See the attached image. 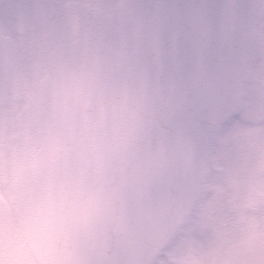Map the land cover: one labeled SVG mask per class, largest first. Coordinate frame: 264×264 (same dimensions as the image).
Returning a JSON list of instances; mask_svg holds the SVG:
<instances>
[{
  "label": "clouds",
  "instance_id": "obj_1",
  "mask_svg": "<svg viewBox=\"0 0 264 264\" xmlns=\"http://www.w3.org/2000/svg\"><path fill=\"white\" fill-rule=\"evenodd\" d=\"M0 264H264V0H0Z\"/></svg>",
  "mask_w": 264,
  "mask_h": 264
}]
</instances>
